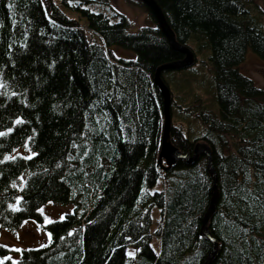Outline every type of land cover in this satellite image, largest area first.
Returning a JSON list of instances; mask_svg holds the SVG:
<instances>
[{
	"label": "trees",
	"instance_id": "trees-1",
	"mask_svg": "<svg viewBox=\"0 0 264 264\" xmlns=\"http://www.w3.org/2000/svg\"><path fill=\"white\" fill-rule=\"evenodd\" d=\"M133 1L150 19L135 31L110 0H0V226L41 221L47 200L72 202L41 223L42 244L16 259L0 244V264H203L208 257L213 244L200 231L213 183L206 155L166 169L158 162L163 104L153 76L183 53ZM155 1L194 57L160 75L171 94L170 142L189 155L198 142L211 151L217 200L206 224L216 248L207 264H264V87L241 69L247 48L264 58L256 3ZM113 45L134 57L116 55ZM193 64L207 69L205 78L196 80ZM15 148L25 152L10 155Z\"/></svg>",
	"mask_w": 264,
	"mask_h": 264
},
{
	"label": "rangeland",
	"instance_id": "rangeland-1",
	"mask_svg": "<svg viewBox=\"0 0 264 264\" xmlns=\"http://www.w3.org/2000/svg\"><path fill=\"white\" fill-rule=\"evenodd\" d=\"M252 1L255 2L256 5L255 9L251 10V13L256 18H258L257 20H259L258 22L262 25V30L264 31V0ZM110 2L119 11L127 15L130 21V31H135L139 27L148 25L150 23V19L146 11L141 5L137 4L133 0H110ZM91 8L94 10L106 11V8L102 3L92 2ZM112 48L115 54L118 56H122L124 58L134 57V53L132 51L124 49L118 45H113ZM244 59L246 60L241 65V69L244 72L240 69L241 63L239 64V69L251 77L257 85L264 87V58L253 52L250 48H247L244 54ZM260 66H262V69L258 68ZM193 68L198 70L194 76L196 80L206 77L207 69H205L204 66L193 64ZM189 72V69H184V73L188 76H190ZM173 74L174 73L170 72L168 75L172 78ZM182 90L185 92V102L190 103L192 100V94L190 93V83L184 81L182 83ZM206 101L211 108H213L215 111L217 110L214 100L213 103H210L209 98L206 97ZM15 149H13L14 151L12 150L10 155H14L19 152H25L23 148ZM71 208L72 202L61 203L55 202L53 200H47L39 207V211L42 214L41 221L35 218H26L21 225L12 229L3 228L0 226V244L12 249L10 256L16 259L20 249L40 245L46 240L48 231L44 226L41 225V223H46L52 219L59 218L64 214V212L70 210ZM157 214V208L153 207L151 210L152 226L155 224ZM152 245L155 250H158V242L155 241L154 237L152 238Z\"/></svg>",
	"mask_w": 264,
	"mask_h": 264
},
{
	"label": "water",
	"instance_id": "water-1",
	"mask_svg": "<svg viewBox=\"0 0 264 264\" xmlns=\"http://www.w3.org/2000/svg\"><path fill=\"white\" fill-rule=\"evenodd\" d=\"M142 3H144L151 11L153 17L155 18L157 25L161 29L162 33L165 35L167 40L169 41L170 45L179 51L183 53V57L176 60H171L165 63H162L159 65L154 73L153 76V82L156 85V87L159 89V92L161 94L162 98V110H163V129H162V135H161V143L159 148V154H158V162L162 166V168L166 169L170 165H172L176 159L178 158H185L187 161H191L196 159L198 153H204L207 158V171L209 175L212 177V189H211V199L210 204L205 211L202 220H201V234L205 235L208 239L211 240L213 246L208 254V257L204 261L203 264H207L209 259L211 258L212 254L214 253V250L216 248V241L211 236V234L208 231L207 228V219L209 218L210 214L214 210L215 203L217 200V187H216V178H215V171L211 164V151L209 147L203 143L198 142L196 143L193 152L191 155L188 153H183L179 149H177L169 140V126H170V90L165 84V82L161 78V70L162 69H178L185 66H188L194 62V57L189 49L184 44H181L178 42L174 36V32L167 23L165 16L159 7V5L156 3L155 0H140Z\"/></svg>",
	"mask_w": 264,
	"mask_h": 264
}]
</instances>
